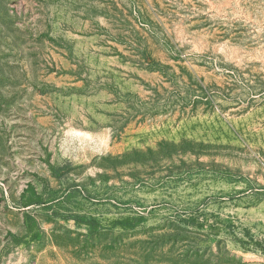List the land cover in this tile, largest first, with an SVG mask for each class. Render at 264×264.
<instances>
[{"label": "rangeland", "instance_id": "rangeland-1", "mask_svg": "<svg viewBox=\"0 0 264 264\" xmlns=\"http://www.w3.org/2000/svg\"><path fill=\"white\" fill-rule=\"evenodd\" d=\"M0 264H264V0H0Z\"/></svg>", "mask_w": 264, "mask_h": 264}]
</instances>
